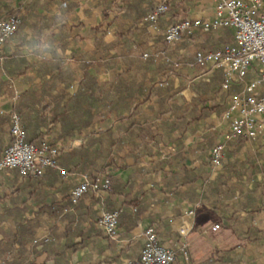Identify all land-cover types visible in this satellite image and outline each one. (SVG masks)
<instances>
[{
	"label": "crops",
	"instance_id": "1",
	"mask_svg": "<svg viewBox=\"0 0 264 264\" xmlns=\"http://www.w3.org/2000/svg\"><path fill=\"white\" fill-rule=\"evenodd\" d=\"M31 1L0 0V9L4 6L9 8L3 10L0 17L7 16L10 9L21 11L19 13L21 16ZM43 2L44 0L41 1ZM72 2L76 5L75 8L61 15L60 20L64 24L62 29L58 28L60 26L58 24L51 29L43 30L37 38L31 33L30 28L26 27L23 31L14 34L2 49L5 61H9L12 57L17 61L23 57L26 63L36 64L41 58L50 60L52 56H55L60 60L63 70L71 74L72 81H69L70 84L66 90L70 96L79 91L80 82H82V71L79 68L78 59L81 56L90 57L96 50V37L91 35L90 31L93 30L96 19L101 13L97 6L98 0H72ZM157 2L158 0H146V4L152 7ZM176 2L183 3L187 10L181 19L187 17L205 19L213 15L215 4L212 0H176ZM54 3L51 13L60 14V5ZM124 3L125 1L120 3V0H116L115 5L122 7ZM38 12L47 14L44 8L39 9ZM116 15L117 12L113 11L110 19L106 20V24H110L109 33L103 38L106 44L115 41L116 36L111 20ZM35 19L31 17L29 21L32 23ZM169 20V15L166 14L155 27H150L146 23L149 37L145 39L147 49L143 51L144 54H149L151 57L163 48L161 38L164 37L168 27L165 23ZM229 32L231 39H226L228 43L233 41V33ZM22 36L26 40L38 39L40 46L33 48L26 45L19 46ZM223 36V32H212L210 37L209 34L198 32L192 38L184 37L178 44L170 45L167 53L172 56L173 61H178L182 65L176 75L167 79V74H163L161 67L153 63L148 64L145 70L147 77L154 79L135 82L146 88L159 87L158 90H143L136 93L132 91L133 96L130 97H128L131 92L129 90L107 91V98L114 101L120 100V107L102 111L95 122V130L98 133L110 130L116 137L115 142L119 140L120 143L114 145L112 139L107 137L105 146L107 151L112 152L111 157L107 159L108 163H112L108 171L132 185L129 191L112 195L110 201L112 206L119 207L124 202L138 200L137 204L141 208L142 216L137 226L128 233H125V227L122 226L118 229L119 237L116 240L110 239L105 235L99 222L95 223V217L98 221L100 219V203L88 201L86 204L90 205L87 206L89 211L86 206L76 210L72 207L69 209L70 213H74L75 217L82 221L78 224L79 230H84L85 234H88L85 248L74 252L66 251L65 245L79 242L80 238L75 234L64 237L61 233L65 232L64 228L67 229V226L60 222L53 223L52 220L49 224L46 220L53 208L67 206L70 190L78 182V175L45 181V183H52L53 186L50 188L45 186L47 191L43 192L41 197L35 198V195L28 193L32 187L27 186L25 190H22L24 179L16 178L4 171L0 172V243L7 244L10 248L1 258L5 257L9 262L15 260L20 264L135 263L140 258L145 242L143 232L148 225L152 224L156 227L165 246H173L179 240V229L184 220V213L194 209V228L190 235V260L186 262L179 256L176 263L206 264L217 253L233 249L235 261L238 264H264V239L257 242L254 238L248 239L247 234L248 231L255 229L264 232V132L256 140L237 139L230 142L225 148L221 167L214 169L210 163L211 149L207 152L208 157L200 155L199 152L192 155V152L188 150L195 143H203L206 137L214 138V145L216 144L220 132L213 131V128L218 125L223 114H212L198 121L194 126H188L183 132L179 129L173 130V111H169L173 109V105L184 106L194 99L195 93L191 85L208 70H203L197 65L193 67L189 65L196 63L197 51L203 48H206V51H213L212 47ZM143 37L144 34L140 35L139 32L135 36H129L130 41L125 46L127 50L137 49V42L143 40ZM61 43L66 45L65 49L60 47ZM111 53L114 54L115 51ZM131 53L133 55L134 51ZM131 53L124 54L129 56ZM131 59L134 62L137 61L133 56ZM137 65L134 63L130 67L122 62L120 68L123 71L133 72ZM34 72L35 70L29 68L24 70L23 66L13 67V64L7 68L0 67V82L3 83V89L0 92V111L2 112L0 114V157L10 142L9 124L4 118L11 112L15 97L29 87L28 79L32 78ZM88 73L97 77L101 83L117 86V82L111 79L110 69H99L97 63L90 65ZM254 76L252 73L248 79H253ZM190 77H195L196 81L192 83ZM164 80H166L165 86L160 87L159 82ZM122 84L120 85L122 88L130 86L131 81L122 82ZM133 99L134 101H131ZM129 102H131L130 108L127 107ZM157 109L160 110L157 111ZM262 119L264 121V116ZM134 120H139V123L131 129ZM127 121L130 127H126ZM117 125L122 127L117 129ZM208 125L209 129H204V126ZM139 127L142 128L139 129ZM180 135L183 137L177 140ZM85 139L86 135L58 139L56 145L61 149L60 155L84 144ZM187 164L193 169H199L202 164H205L204 172L209 180L222 176L221 181L225 182L226 190L232 192L230 199H225L227 198L225 194L219 196L220 204L223 203L222 210H214L211 204L192 202L189 189L193 188L197 195H201L200 185H204L205 180L199 179L195 184L181 183L179 174L182 173L183 165ZM105 197L110 196L106 193ZM224 204L228 207H224ZM134 210L128 205L123 206L122 223L123 216L124 220L126 218L129 222L134 219ZM38 211H43L40 219L42 225L36 230L31 241L24 246L25 250L12 245V239L5 240L3 232H9L16 226L15 221L13 222L15 215L29 220ZM230 217H233L232 222L227 220ZM215 224L221 226L219 232L203 234L205 229ZM71 227L74 228V225ZM50 231L59 235L53 236ZM34 249L36 250L33 252Z\"/></svg>",
	"mask_w": 264,
	"mask_h": 264
},
{
	"label": "trees",
	"instance_id": "2",
	"mask_svg": "<svg viewBox=\"0 0 264 264\" xmlns=\"http://www.w3.org/2000/svg\"><path fill=\"white\" fill-rule=\"evenodd\" d=\"M41 1L42 0H32L30 4L25 7L23 14L20 16V24L16 33L29 27L31 33L39 38L42 31L45 29H51L58 24L60 25L58 28L62 29L64 24H62L60 20L61 15L63 13L67 14L75 8L74 6H76L72 0H44L43 3H41ZM53 2L60 5V14L56 15L51 13ZM115 3L116 0H98L97 6L101 8L102 19L109 20L111 13L115 10L117 12V15L111 20L116 38L113 43L106 44L102 37H98L97 30H92L96 31L94 33V36L96 37V50L90 57L86 58L81 56L78 59L80 62L79 68L82 71V82H80L79 91L72 96L66 91L70 84L69 81H72V78L70 77L71 74H68L67 71L63 70L60 60L55 56H52L50 60L41 58L36 64H28L23 57L17 59V61L13 59V57L9 61H5L6 59L2 55L4 61L0 66L1 68H7V66L9 67V65L13 64V67L23 66L24 70L28 68L35 70L32 78L30 77L28 79V82H30L29 87L21 91L15 97L11 110V112H15L20 116L26 131V140L28 143H33L36 146H39L43 142H46L49 145L54 146L58 139H70L86 135L84 144L71 149L56 159L58 167L67 173L65 177H63L57 170L51 168L46 169L41 176L34 177L21 176L16 169L8 170L7 172L9 175L24 179L25 183L22 190H25L27 186L32 187V190H29L28 193L35 195V198H39L43 192L47 191L46 187L50 188L53 186L52 183H45V181L47 182L52 178L56 180L71 175H78L79 177L80 175L88 174L94 179L99 174H106L111 179V189L107 191L110 197L99 199L96 197L95 192L90 190L82 196L77 203L73 204L69 198L66 207L62 206L59 209L53 208L52 213H49L46 222H51L52 220L53 223L60 222L63 223L64 226H67V229L64 228L65 232L61 233L64 237L67 238L69 235L72 236V234H75L76 237L80 238L79 242L65 245V250H68L69 252L84 249L86 239L88 238V234H85L86 232L84 230H79L78 224L82 221L76 218L74 213H70L69 209L71 207L76 210L79 207L84 208L85 206H90L89 204H86L88 201L92 203L95 201L96 203H100L106 211H117L119 212L118 229L122 226L125 227V233L133 230L141 220L142 216L141 208L137 204L138 200L128 203L124 202L119 207L112 206V201H110L112 195L123 194L124 191H129V188H131L132 185L130 182H124L120 177L112 175L108 171L112 163H108L107 159L111 157L112 152L107 151L106 149L105 144L107 137L112 139L114 145H118L120 143L119 140L115 142L116 137L110 130L103 133H98L95 130V122L102 111L104 112L108 108L112 110L120 107V100L114 101L108 99L107 91L129 90L131 92L128 97H130L133 96L132 91L136 93L143 90H158L159 87L146 88L135 82L137 80L145 81L154 79L147 77L148 74L145 69H147L148 64L157 63L159 67H161L160 69L163 70L162 72L164 75L174 70L175 61H173L172 56L167 53L170 45L165 41V37L163 36L161 38L163 41V48L157 53H154L160 54L159 58L152 55L148 59H144L143 51L147 49V41L145 39H148L149 35L147 34L146 23L143 22V19L155 8L156 5L154 7L147 5L146 0H127L122 7L116 6ZM41 8H44L48 15L38 12ZM6 9H9L8 6H4L0 9V14ZM186 11L183 3H177L176 0H170L169 10L167 12L170 20L165 24H168L169 27L170 25L185 19H181V17ZM11 13L12 11L10 9L8 15ZM31 17L36 18L32 23L29 21ZM137 32H139L140 35L144 34V39L137 42V49L127 50V47L125 46L128 44V41H130L129 36H135ZM219 32H223L224 36L214 44L215 46L212 47L214 50L220 48L223 44L228 43L227 40L231 39V33L228 30ZM211 33L212 32L206 34H209L210 37ZM61 42L63 43L65 41ZM62 43L60 44V47L65 49L66 45ZM18 45H26L33 48L40 46V41L35 38L32 40H26L25 37L22 36ZM113 50L115 51L114 54L111 53ZM132 50L134 51L133 55L131 53L133 52ZM202 50H206V48H203ZM174 52H176V50H174ZM124 53H131L129 56H133L137 61L134 62L131 57ZM122 62L130 67H132L134 63L140 65L135 66L136 68L133 72H130V70L123 71L120 68ZM93 63H97L99 69H110L111 79L117 82V86L103 82L101 83L97 77L89 75L88 70ZM128 81H131L130 86H124L123 88L120 87V85H123L122 82ZM223 82L224 73L220 69L207 71L202 74L199 80L191 85V88L195 93V97L191 103L180 107L173 105V109L169 110L170 112L173 111V130L179 129L184 132L188 126H194L198 121L206 119L212 114H224L229 106L230 96L239 91L240 88L233 87L229 91H223ZM2 89L3 83L0 82V92ZM131 101H134V99ZM129 105H131V102L127 103L128 108H130ZM159 110L160 109H157V111ZM4 120L5 122H8L10 130V116L8 115ZM133 123L131 129L137 126L139 120H134ZM121 127L122 125H117V129H120ZM126 127H130L128 121ZM140 128L142 127H139V129ZM182 137L183 136L180 135L177 137V140ZM10 143L11 137L9 145ZM213 145L214 138L206 137L204 138L203 143H195L188 152H192V155L199 152L200 155L208 156L207 152H209ZM205 166V164H202L199 169H193L189 167V164L183 165L182 173L179 174V180L181 183L183 182L185 184H195L199 179L205 180V184L200 185V189L202 190L201 195H197L193 188L189 189L192 202L211 204L214 210H222L223 203L220 204L219 196L225 194L227 197L225 199H230L232 192L226 190L227 186L225 185V182L221 181L222 176L215 180H209L204 172ZM127 194L129 193L127 192ZM124 205H128V207L135 209L134 219L131 222L127 221L126 218L124 220L123 216L122 223L121 214ZM224 207H228V205L226 206L224 204ZM87 210L89 211V207H87ZM42 214L43 211H38L36 215L29 220L20 215H15L13 222L15 221L16 226L9 232H3L5 240L10 241V239H12V245H17V248H24L25 250L26 248L24 246L31 241L36 230L42 225V222L40 221ZM227 220L232 222L233 217H230ZM97 222L99 221L97 217H95V223ZM72 225H74V228L71 227ZM48 228L52 230L51 227ZM234 233L236 232L234 231ZM51 234L53 236L59 235L55 234V232ZM247 234L248 239L254 238L257 242L264 239L263 231L255 229L248 231ZM3 245L0 243V264H20V262L15 260L9 262L5 257L1 258L10 248L7 244ZM35 250L36 249H34L33 252ZM176 264H179V262ZM206 264L238 263L235 261L234 250L230 249L227 251H221L217 253V255L212 256Z\"/></svg>",
	"mask_w": 264,
	"mask_h": 264
},
{
	"label": "built area",
	"instance_id": "3",
	"mask_svg": "<svg viewBox=\"0 0 264 264\" xmlns=\"http://www.w3.org/2000/svg\"><path fill=\"white\" fill-rule=\"evenodd\" d=\"M127 0H120V3ZM215 4L210 18L187 17L170 25L165 33V41L174 46L184 37H194L196 33L232 31L233 41L223 44L213 51L199 50L195 54L196 63L203 70H222L224 73L223 91L233 87L240 88L229 99V106L213 131H219L220 137L210 150V163L214 169L221 167L226 146L237 139L256 140L264 132V0H212ZM170 0H158L155 8L145 17L144 22L155 27L167 14ZM20 24V15L10 14L0 17V66L4 58L2 49ZM163 55V54H162ZM159 58L160 54H153ZM149 54H144L148 59ZM180 62H174V70L167 73V79L175 76L181 69ZM254 73L253 79H248ZM166 80L159 82L164 87ZM2 112L0 111V114ZM11 143L5 148L0 158V172L18 170L21 176H41L48 169L57 170L63 177L67 173L58 167L56 159L60 156L59 146L46 142L36 146L28 143L26 131L20 116L10 112ZM111 189V179L106 174H99L92 179L88 174L80 175L77 184L69 193L70 201L75 204L90 190L99 199H103ZM195 210L184 213V220L179 229V240L173 246H165L152 225L144 232V246L138 261L131 264H175L181 256L190 260V235L193 231ZM99 224L105 235L117 239L119 212L106 211L101 205ZM221 229L215 224L205 229L203 234L217 233Z\"/></svg>",
	"mask_w": 264,
	"mask_h": 264
},
{
	"label": "rangeland",
	"instance_id": "4",
	"mask_svg": "<svg viewBox=\"0 0 264 264\" xmlns=\"http://www.w3.org/2000/svg\"><path fill=\"white\" fill-rule=\"evenodd\" d=\"M98 10L101 12V8H98ZM20 12L21 11H19V10H17V11L13 10L12 11L13 14H18V15H19ZM98 16H99L97 18L98 20L96 19V23L94 25V28H92V29L97 30L98 37L104 38L105 35L107 33H109V29L108 28H110V24H106V20L102 19V14L101 13ZM90 32H91V35H94V33L96 31H90ZM88 36H90V35H88ZM85 45H87V42H85ZM190 80H191L192 83H194L196 81L195 77H190ZM204 129H209V125L208 126H204Z\"/></svg>",
	"mask_w": 264,
	"mask_h": 264
}]
</instances>
